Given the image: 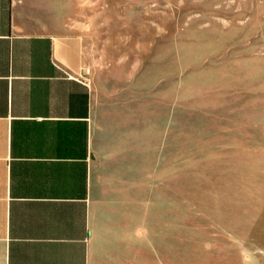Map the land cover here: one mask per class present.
Returning a JSON list of instances; mask_svg holds the SVG:
<instances>
[{
    "label": "crops",
    "instance_id": "0c3cea01",
    "mask_svg": "<svg viewBox=\"0 0 264 264\" xmlns=\"http://www.w3.org/2000/svg\"><path fill=\"white\" fill-rule=\"evenodd\" d=\"M66 0H0V264H176V181L138 113L97 114Z\"/></svg>",
    "mask_w": 264,
    "mask_h": 264
},
{
    "label": "rangeland",
    "instance_id": "374dc122",
    "mask_svg": "<svg viewBox=\"0 0 264 264\" xmlns=\"http://www.w3.org/2000/svg\"><path fill=\"white\" fill-rule=\"evenodd\" d=\"M97 114L138 113L176 181V264H264V0H66Z\"/></svg>",
    "mask_w": 264,
    "mask_h": 264
},
{
    "label": "built area",
    "instance_id": "2783aa9c",
    "mask_svg": "<svg viewBox=\"0 0 264 264\" xmlns=\"http://www.w3.org/2000/svg\"><path fill=\"white\" fill-rule=\"evenodd\" d=\"M90 73H91V68L90 67H86L85 75L90 74Z\"/></svg>",
    "mask_w": 264,
    "mask_h": 264
}]
</instances>
